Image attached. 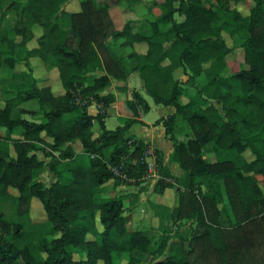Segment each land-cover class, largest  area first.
I'll return each instance as SVG.
<instances>
[{"label": "trees", "instance_id": "trees-1", "mask_svg": "<svg viewBox=\"0 0 264 264\" xmlns=\"http://www.w3.org/2000/svg\"><path fill=\"white\" fill-rule=\"evenodd\" d=\"M66 1L8 0L2 8L0 0V23L6 10L15 16L12 37L0 29V69L31 77L29 82L13 75L0 78L7 95L0 98V186L18 217L26 215L31 198L37 199L50 231V237L33 243L23 221L7 218L0 208V264H264V197L257 179L264 180V0H214L221 12L218 24L205 0H160L159 14L144 17L146 32L130 20L115 29L105 5L79 0L77 10L70 11L63 7ZM116 1L133 6L141 0ZM245 1L251 2L246 13L234 7ZM175 14L182 18L175 20ZM223 33L240 41L243 66L233 72L225 60L230 46ZM108 38L120 39L123 47H145L142 53L127 52L130 69L155 105L174 107L156 123L171 142L169 159L182 174L169 173L153 150L158 175L153 192L175 188L169 218L190 220L188 237L169 224L156 237L127 230L120 195L100 196L107 184H139L147 169V145L125 134L137 120L112 129L102 121L111 95L100 92L109 77L123 76L105 45ZM32 39L35 46L29 48ZM16 48L24 50L19 59ZM33 58L42 66L52 59L60 89L38 84L29 62ZM18 64L23 67L15 71ZM101 66L103 74H92ZM176 68L184 81L173 77ZM198 77L204 83L194 98L186 85ZM91 104L93 115L87 112ZM129 106L134 116L136 109L148 110L134 90ZM178 119L191 131L184 141L174 134ZM94 121L98 133L92 131ZM207 141L225 158L203 161L200 151ZM111 166L120 167L127 180ZM41 167L52 174L50 182L33 180ZM227 212L233 225L218 230V245L211 227Z\"/></svg>", "mask_w": 264, "mask_h": 264}, {"label": "rangeland", "instance_id": "rangeland-1", "mask_svg": "<svg viewBox=\"0 0 264 264\" xmlns=\"http://www.w3.org/2000/svg\"><path fill=\"white\" fill-rule=\"evenodd\" d=\"M7 1L8 0H1L2 8L6 6ZM91 1L93 2V5L95 7H100L102 5H105L107 7V11H108V14L110 16V19L112 21L114 28L122 27V25L124 24L126 20H130L134 23V26L138 31L146 32L148 30V25L146 21H144V17L157 16L159 14L157 3L160 0H141L139 3L133 6H127L125 3L118 2L116 0H91ZM205 1H206V4L211 6L212 9L217 14L214 24H218L220 22L219 16L221 12L218 10L217 6L215 5L214 0H205ZM78 2L79 0H67L65 4L63 5V7L70 11H76L78 8ZM250 5H251L250 1H245L240 4H235L234 7L240 10L242 13H246ZM174 18L175 20H180L182 17L175 14ZM14 19H15V16H14L13 11L6 10L1 20V23H0L1 31L9 37L13 36L12 26L14 23ZM35 29L36 27L34 26L33 27L34 34L37 33ZM222 35L225 38L226 43L230 46V51L225 56L228 70L230 72L236 71L239 67L243 66L242 65V49L239 47L240 41L237 38V36L233 37L232 39L225 33H223ZM27 46L29 48L35 46L34 39L30 40ZM14 52H15L14 53L15 57L19 59L23 56L24 50L22 48H16ZM123 53H120V55H123ZM125 54L126 53H124V55L121 56V58L125 57ZM126 61H128V63L130 62L127 59ZM29 62H30V65L32 66L33 74L35 75V77H37L39 85L40 84L41 85L54 84L52 87L53 91H57L58 89L61 88L55 69H54L55 75L54 73H52V69H49L53 63L51 58L47 59L46 65H44V69L39 64L38 59L33 58L31 61L29 60ZM130 64L131 65L129 66H132L133 63L130 62ZM22 67H23L22 64H18L17 69H21ZM11 75H13L17 81L29 82L31 79L30 76L21 74L19 72H12V71H9L8 69H5V71H0V78L9 77ZM203 83H204V79L202 77H198L197 79L193 80L192 85H189V84L186 85L187 86L186 88L189 92V96L191 95L192 97L196 98L195 92ZM141 92H142V95L146 98L149 104V107H150L148 112L141 114V116L148 123H154V121L158 119L159 115H164L167 111L164 106L155 105L151 101V98L147 96L145 93H143L142 89H141ZM6 96L7 95L3 93L1 89V84H0V98H4ZM186 100L187 98L184 96L182 97L181 102H185ZM197 100H198V97H197ZM125 109L127 108L125 107ZM120 115H123V114H120ZM181 122L183 123L184 121L181 120ZM120 124H121L120 118H118V116L114 114L113 109H109V114L106 115V117L104 118L105 128L112 129L116 125H120ZM150 126H151L150 124L148 126L147 125L137 126L135 128V132L138 135L146 136L148 135V132L150 131ZM180 127H181V130H180L181 134L179 135H181L182 137L189 136V132H188V135L183 136L184 131L182 129V126ZM0 129L4 131L2 127H0ZM92 131L94 133H98L99 131V128L96 122H94V124L92 125ZM72 147L74 148L75 151H79V145L77 142L72 143ZM203 149L208 152V154L210 155L209 156L210 159L222 160L225 158L224 155L218 154L217 148H215L214 144L211 141L210 142L207 141L206 144L203 146ZM149 151L152 152L150 148H149ZM104 153L107 154L108 150H105ZM37 154L39 157H41L40 153H37ZM150 178L151 176L148 175L147 179L145 180L153 181ZM52 179H53V176L47 170L46 167L38 168L34 170L33 172V180H39V181H44L45 183H48ZM257 179L259 181V187L261 189V196L264 197V180L260 176H257ZM138 185L139 184H136V185L133 184L132 180H127L121 184H118L116 188H112L111 184H107L104 187L103 191L100 193V196L110 197V196H113L115 192L120 195L124 206L128 209V212L124 219L125 221L124 225L127 230L140 229L144 231L148 237H156L159 234V232L163 229V227L169 224V226L173 225V226L178 227V229L180 230L181 236L188 237L190 235V230H191L190 220L172 222L171 218L168 217V213L167 212L164 213V211L160 209V206L156 202H154V207H152L151 204H148L144 202L143 200H140L143 194L138 193L137 188L141 186L142 183L141 185L139 186ZM132 195L135 196L133 199H132ZM0 198H1L0 208L2 212L4 213V215L7 218L12 219V220L23 221L25 229L29 232V239L33 243H36L39 237H41L42 235L46 237H50L49 224L45 222L44 212L37 199L31 198L29 202V206L27 208L26 215L22 217H18L15 211L16 207L13 201L5 195V193L1 189V186H0ZM152 217L156 218V224H153ZM158 219L160 220V222L162 220L160 224L158 222ZM231 225H233V219L230 213L227 212V214L223 215V217H219L217 221V225L211 227L213 241L219 245L220 242H218L219 241L218 230L220 228L231 227ZM133 254L139 257L140 260L142 259L145 260V255L139 252H136V251H134ZM166 255H167V251H165L162 256H159L158 259H162ZM74 258H78V256L74 255ZM98 264H101V263H98ZM141 264H145V261H143Z\"/></svg>", "mask_w": 264, "mask_h": 264}, {"label": "crops", "instance_id": "crops-1", "mask_svg": "<svg viewBox=\"0 0 264 264\" xmlns=\"http://www.w3.org/2000/svg\"><path fill=\"white\" fill-rule=\"evenodd\" d=\"M116 29H120L121 27H115ZM121 40L120 39H111L108 38L105 41V45L108 48V50L110 51V53L113 54V56L116 57L119 66L121 67V70L123 71V76L120 78H112L109 77L110 80V84L108 87H106L103 91L100 92L101 95H106L109 94L111 95V102L110 105L106 108L105 110V116L103 117L102 121L104 124V118L106 117V115L109 114V109H113V112L116 116H118V118H120L121 120V124L127 120V119H135L137 121L133 122L129 128L126 130L125 134L126 135H132L134 137V139L137 140H141L143 143H145L147 145L148 148H150V150H157L160 155H161V162L162 165H164L166 167V169L169 171V173H171L173 176L178 177L182 174V170L180 169V167L178 166V164L175 161H171L169 159V154L171 152L172 149V145L171 142L165 138L164 136V132H163V127L161 125V123H156V120H158L161 117H164L170 113H172L174 111V107L172 106H164L166 109V113L164 115H159L158 119H156L154 121V123H148L147 121H145L143 119V117L141 116V114H144L142 112H140L138 109L137 110V115L134 116L132 113V110L129 106V102L132 98V91H136L138 92L143 99L146 101L147 105H148V110H149V104L146 100V98L142 95L141 89L143 91V93L146 94V92L143 90L140 80L138 78V75L132 71L130 68L132 66L130 62L128 63V61H126V54L127 52H129L130 50L134 49L137 52H144L145 47L143 45L140 44H134L132 47H128V46H121L120 45ZM125 54V57L121 58V56ZM120 53H123V55H120ZM128 60V59H127ZM18 66V65H17ZM42 66V65H41ZM128 66V67H127ZM42 68L44 69V65L42 66ZM52 69V73H54V68H49ZM20 69H15V71H19ZM0 71H5L4 68L0 69ZM104 70L102 68V66L98 69H96L95 71L92 72V74H103ZM173 77L177 80H181L184 81L186 76L182 73L181 68H176L173 71ZM147 96H149L148 94H146ZM150 97V96H149ZM182 99V98H181ZM152 101V99H151ZM161 106V105H160ZM125 107L127 109H125ZM148 110L146 112H148ZM96 111V107L94 104H91L87 107V112L89 114H94ZM145 112V113H146ZM123 114V115H120ZM95 122V121H94ZM93 122V124H94ZM184 123V124H183ZM181 122V119H178L176 121V125L174 128V134L175 136L180 139V140H185L187 138H189L191 136V131L188 128L187 124L185 122ZM120 124V125H121ZM151 125L150 126V131L148 132V135L143 136V135H138L135 132V128L137 126H142V125ZM117 126V125H116ZM183 129V136L184 135H188L189 132V136L186 137H182L181 135V127ZM105 127V125H104ZM4 131H2L0 129V134L3 135ZM152 152H150V154H146L144 157V161L146 162L147 165V169L146 172L144 174V176H142V181L139 183V186L137 188L138 193L143 194L142 198H140V200H143L144 202L151 204L152 207H154V202H156L159 206L160 209L162 211H164V213H168V217H169V212L171 210V208L176 204V191L175 188H166L164 189L161 193H155L153 192V187L154 184L156 182V180L158 179V175H157V171H156V165L154 162V157L152 156ZM210 155L208 154V152L206 150H204L203 148H201L200 151V157L203 161L205 162H213L215 161V159H210L209 157ZM150 175L151 176V180H145L147 179V176ZM136 185V184H135ZM135 195V194H133ZM132 195V199L135 197ZM125 207V206H124ZM148 207V205H147ZM128 209L125 207V214H127ZM126 216V215H125ZM219 217H223V215L221 214ZM153 218V224H156V218ZM159 224L162 222H160V220L158 219ZM140 230V229H137Z\"/></svg>", "mask_w": 264, "mask_h": 264}, {"label": "built area", "instance_id": "built-area-1", "mask_svg": "<svg viewBox=\"0 0 264 264\" xmlns=\"http://www.w3.org/2000/svg\"><path fill=\"white\" fill-rule=\"evenodd\" d=\"M149 153H150L149 148H147L145 155ZM110 169L119 179L127 180L125 174L120 170V167L111 166Z\"/></svg>", "mask_w": 264, "mask_h": 264}]
</instances>
